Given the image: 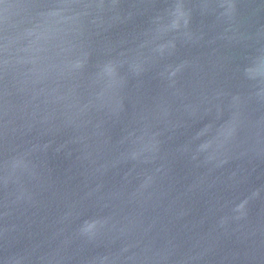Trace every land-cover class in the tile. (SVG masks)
Here are the masks:
<instances>
[{
  "label": "water",
  "instance_id": "obj_1",
  "mask_svg": "<svg viewBox=\"0 0 264 264\" xmlns=\"http://www.w3.org/2000/svg\"><path fill=\"white\" fill-rule=\"evenodd\" d=\"M0 264H264V0H0Z\"/></svg>",
  "mask_w": 264,
  "mask_h": 264
}]
</instances>
